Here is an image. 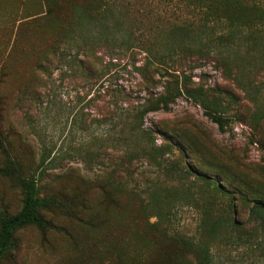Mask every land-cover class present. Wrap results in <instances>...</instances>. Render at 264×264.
Here are the masks:
<instances>
[{
	"label": "rangeland",
	"instance_id": "374dc122",
	"mask_svg": "<svg viewBox=\"0 0 264 264\" xmlns=\"http://www.w3.org/2000/svg\"><path fill=\"white\" fill-rule=\"evenodd\" d=\"M259 1L264 6V0ZM43 5L44 0H0V7L17 8L19 15L25 8L30 13L40 12ZM113 7L119 27L111 24L114 32H108L96 45L91 42L94 54L90 58L92 68L86 69L92 75L89 78L73 77L66 70L62 73L57 69V60L49 75L37 68L41 50L54 35L48 27L44 31V27L38 25L37 29L27 31L24 46L14 53L12 35L0 29V63L9 73L6 91L13 98L11 118L17 128L14 129L16 151L19 153L21 149L27 162H38L46 149L45 157L50 162L43 174L44 184L51 182L55 189L61 185L70 187L88 178L91 182L84 186L98 209L94 217L101 216L102 219L98 221V229L90 230L69 220L64 212H54L56 226L45 236L30 227L18 233L20 251L14 261L5 264H89L90 253L84 248L86 240L98 236L107 242L120 237L121 223L117 216L123 207L125 193L110 188L107 179L124 180L120 166L125 147L123 136L128 129L108 126L104 121L108 97L97 95L95 90L112 82L117 89L137 91L142 78L135 67L148 60L163 67L173 65L169 52L176 59L174 65L178 69H185L194 81L202 83L222 99L227 105L225 116L228 119L224 129H220L199 103L180 97L171 111L152 112L145 118V126L154 132L157 144L167 141L164 134L179 143V138L174 135L179 130L204 147L200 161L193 160L198 173L215 176L221 169H228L243 173L254 186H264V26H252L238 34L226 23L208 21L196 10L179 7L174 0H113ZM176 25L197 33L196 47L203 45L216 54L222 53L232 70H224L213 57L199 60L196 54L182 52L180 38L185 30ZM32 44L36 47L35 52H29L28 45ZM153 74L156 79H161L158 74ZM25 84L33 89L24 104L32 121L25 118L24 111L17 109L15 103L19 88ZM152 89L160 91L161 87L157 85ZM36 93L41 96V103L34 109ZM139 94V98H143L146 92ZM173 151L175 161L180 156L175 147ZM187 161L191 162L189 153ZM138 167L135 174L138 186L142 189L151 186L157 172L155 164L135 162V168ZM163 173L162 179L167 180ZM59 177L65 182L57 186ZM184 181L171 179L166 182L179 189L175 200L177 206L169 216L172 231L192 238L201 248L208 247L213 264H264V219L251 213L253 201L246 199L239 203L235 200L237 208L232 215L239 225L229 224L228 229L223 228L220 234L211 237L204 232L200 222L203 203L214 204L215 213L220 215L228 201L197 193L199 182L193 180L189 181L193 186L189 190L184 187ZM163 196L160 195V203L164 201ZM21 198L14 183L0 179V208L16 212ZM112 207L115 216L110 221ZM150 220L153 222L156 217ZM57 224L66 226L72 237L58 231ZM146 231L141 228V233ZM238 236L242 240H238ZM151 241V255L145 264H159V258L169 255L162 250L182 253L180 246L171 240L156 237ZM109 258L101 256L96 261L108 264ZM183 262L190 264L192 255L185 253Z\"/></svg>",
	"mask_w": 264,
	"mask_h": 264
},
{
	"label": "trees",
	"instance_id": "16d2710c",
	"mask_svg": "<svg viewBox=\"0 0 264 264\" xmlns=\"http://www.w3.org/2000/svg\"><path fill=\"white\" fill-rule=\"evenodd\" d=\"M174 1L179 7L198 11L208 21L226 23L238 34L252 26H264V6L259 0ZM42 8L44 10L36 13H30L25 8L22 15H19L17 8L0 7V29L12 35L13 53L24 46L23 40L27 36V31L30 32L35 29L34 27L42 25L44 31L48 27L54 31V35L50 37L46 48L41 50L37 68L43 74L49 75L54 61L57 60V69L62 73L66 70L73 77L92 76L86 72V69L92 68L90 60L94 54L92 44L96 45L104 39L102 38L104 35L109 34L108 32L111 34L115 31L111 24L119 27V21L113 15V0H44ZM175 27L185 30L180 38L182 52L196 54L199 60H209L213 57L224 70H232L230 62L224 59L222 53L216 54L203 45L195 46L197 33H193L194 31L187 27L191 31L189 34L186 26ZM28 48L29 52L36 51L34 44L28 45ZM168 54L173 61V65L168 67L154 65L150 60L142 66L135 67L142 78L135 92H128L124 88L117 89L112 82L107 85L99 83L101 88L96 87L97 95L108 97L104 121L108 122L111 129L121 126L120 129L128 130L123 136L125 147L120 166L124 180L107 179L110 188L120 190L121 194L125 193L123 207L117 216L121 223L120 237L115 241L113 238L109 239L107 242L101 241L98 236L86 240L84 248L90 253L89 264H99L96 260L101 256H110L108 264H145L151 255V240L156 237L171 240L179 245L182 251L178 253L175 250L169 253L162 250L171 256L164 254L159 258V264H184L185 253L192 255L190 264H213L208 247L201 248L192 238L171 229L169 216L177 206L175 200L179 194L177 186L167 184L171 179L185 180L183 185L189 190L193 187L189 183L190 180L199 182V187H196L197 193H207L228 201L227 207L220 215L215 213L214 204L203 203L204 212L200 222L202 229H205L204 232L211 237L216 233L220 234L223 228L228 229L229 224H233L234 227L239 225V221L232 215L237 208L235 200L239 203L246 199L252 200L251 213L264 219V186H254L243 173L228 169H221L215 176L198 173L193 160L195 158L200 161L204 147L179 130L174 132L180 140L179 143H174L170 136L164 134L167 141L158 145L154 132L145 126V118L149 113L171 111L172 105L180 97L199 103L220 129H224L228 119L225 116L227 105L222 99L202 83L194 81L193 76L187 74L185 69H178L174 65L176 59L172 58V53ZM153 73L158 74L161 79H156ZM8 76L7 67L0 63V179L14 183L19 188L22 198L20 208L16 212L0 208V264L15 260L20 251L18 236L20 231L30 227L45 236L54 229L56 226L54 212H64L69 220L80 223L90 230L98 229L100 227L98 221L102 220L101 216L94 217L98 209L91 201L87 187L84 186L88 185L86 182H91L88 178L70 187L61 185L55 189L51 182L44 184L43 174L50 162L45 157L46 149L43 150V156L38 162H27L21 149L19 153L16 151L14 129L17 128L11 118L13 112L11 109H14L11 106L13 98L6 91ZM157 85H160V91L152 89ZM31 90L33 89L30 85H21L15 98L17 109L19 107L24 111L28 121H32L33 118L24 104ZM142 91L146 92V95L139 98ZM40 99L41 96L36 93L33 99L34 109L41 103ZM173 147L178 150L180 156L175 158V161L172 159ZM188 153L190 163L187 161ZM135 162L138 164L146 162L151 166L155 164L157 172L151 186L143 189L138 186L135 174L140 167L135 168ZM113 172H116V169ZM161 172H164L167 180L162 179ZM63 182L65 180L59 177L57 186ZM160 195H164L162 203ZM110 210L112 215L109 220L112 221L115 209L112 207ZM153 216L156 220L152 222L150 218ZM142 227L147 229L145 234L141 233ZM57 230L67 234L69 238L72 237L66 226L60 227L57 224ZM237 239L242 240V237L238 236Z\"/></svg>",
	"mask_w": 264,
	"mask_h": 264
}]
</instances>
